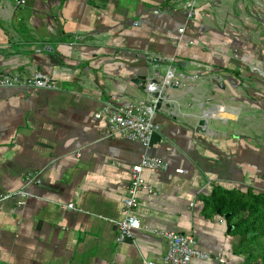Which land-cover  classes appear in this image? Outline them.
<instances>
[{
	"label": "crops",
	"instance_id": "1",
	"mask_svg": "<svg viewBox=\"0 0 264 264\" xmlns=\"http://www.w3.org/2000/svg\"><path fill=\"white\" fill-rule=\"evenodd\" d=\"M169 71L148 152L169 169L143 172L154 193L139 194L141 229L117 243L145 151L96 114L149 105L135 80ZM38 73L58 89L0 88V264H163L164 231L212 255L195 264L245 263L206 201L264 193V0H0V78ZM20 191L23 205L1 200Z\"/></svg>",
	"mask_w": 264,
	"mask_h": 264
},
{
	"label": "built area",
	"instance_id": "2",
	"mask_svg": "<svg viewBox=\"0 0 264 264\" xmlns=\"http://www.w3.org/2000/svg\"><path fill=\"white\" fill-rule=\"evenodd\" d=\"M22 4V1L18 2ZM159 13V10L155 11ZM137 25V23H135ZM183 32L184 30H180ZM174 75L171 71L166 76L167 83L173 82ZM24 87L31 90H57L58 87L52 78L42 74H35L31 79L23 80L19 76H3L0 78V88H17ZM149 89H154L153 85H149ZM156 103L153 105L143 106L136 103H127L118 107L107 106L96 114V118H106L109 123L110 135L119 136L131 142L139 143L144 149L140 162L131 169V182L126 196L122 199L125 216L120 220L118 225L119 234L117 243L133 237V231L141 229V223L135 214V210L139 203V194L146 192L153 194V187L146 182L143 177L145 170L167 171L168 164L156 156L150 155L148 152L151 147L153 134L158 130V126L152 121L155 112ZM30 181L40 183L35 180V176H31ZM20 196L19 205H23L28 194L20 191L14 194H7L1 197V200H7L14 196ZM68 209L78 210L73 204L66 206ZM163 236L168 243V252L163 260V264H195L197 261H209L212 255L208 252L197 248L195 240L190 237L173 231L157 232ZM217 260L221 264H226L227 258L223 254H218ZM154 264V263H147Z\"/></svg>",
	"mask_w": 264,
	"mask_h": 264
},
{
	"label": "trees",
	"instance_id": "3",
	"mask_svg": "<svg viewBox=\"0 0 264 264\" xmlns=\"http://www.w3.org/2000/svg\"><path fill=\"white\" fill-rule=\"evenodd\" d=\"M206 209L229 215L226 222L239 240L234 254L244 256V264H264V193L215 189Z\"/></svg>",
	"mask_w": 264,
	"mask_h": 264
},
{
	"label": "water",
	"instance_id": "4",
	"mask_svg": "<svg viewBox=\"0 0 264 264\" xmlns=\"http://www.w3.org/2000/svg\"><path fill=\"white\" fill-rule=\"evenodd\" d=\"M154 76L157 77L160 76V72L155 71ZM138 81H142L143 90H145V92L150 96V100H148L147 104L153 105L154 103H156V109H160L164 101L170 99V96L166 94L167 89L175 87L174 82L172 81L169 83L165 82L166 77L163 81L159 80L158 78H153L152 80H150L151 81L150 83L153 84L154 89H149L150 84L145 80V78L141 77L139 78V80L137 81L135 80V83L138 84ZM167 107H172V106H167ZM205 125H206L205 120H202L199 123V128L197 129V132L205 133L206 132ZM218 214H220V211H218ZM228 218L229 215H225V219Z\"/></svg>",
	"mask_w": 264,
	"mask_h": 264
}]
</instances>
